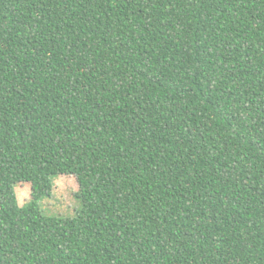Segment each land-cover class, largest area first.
<instances>
[{
  "label": "trees",
  "instance_id": "16d2710c",
  "mask_svg": "<svg viewBox=\"0 0 264 264\" xmlns=\"http://www.w3.org/2000/svg\"><path fill=\"white\" fill-rule=\"evenodd\" d=\"M0 264H264V0H0Z\"/></svg>",
  "mask_w": 264,
  "mask_h": 264
},
{
  "label": "rangeland",
  "instance_id": "374dc122",
  "mask_svg": "<svg viewBox=\"0 0 264 264\" xmlns=\"http://www.w3.org/2000/svg\"><path fill=\"white\" fill-rule=\"evenodd\" d=\"M79 183L74 175H60L55 178L53 195L41 202L44 212L55 216H74L81 203L76 197ZM21 205L26 204L31 198L30 184H20L16 187Z\"/></svg>",
  "mask_w": 264,
  "mask_h": 264
}]
</instances>
